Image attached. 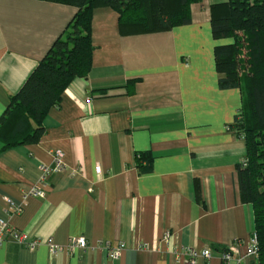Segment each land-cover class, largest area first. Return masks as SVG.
<instances>
[{
	"label": "crops",
	"instance_id": "0c3cea01",
	"mask_svg": "<svg viewBox=\"0 0 264 264\" xmlns=\"http://www.w3.org/2000/svg\"><path fill=\"white\" fill-rule=\"evenodd\" d=\"M227 1L192 4L187 26L130 36L120 35L113 10H93L87 78L66 87L36 143L0 144V220L25 237L3 241L0 264H184L170 249L186 246L211 251L197 264H221L222 249L247 242L253 210L240 200L236 171L246 148L228 130L241 94L218 86L213 49L227 40L214 41L210 28V7ZM75 13L0 0V118ZM56 151L64 170L43 177ZM140 153L152 158L143 174ZM36 186L44 197L27 195ZM81 237L87 249L70 250ZM101 242H122L119 259Z\"/></svg>",
	"mask_w": 264,
	"mask_h": 264
},
{
	"label": "trees",
	"instance_id": "16d2710c",
	"mask_svg": "<svg viewBox=\"0 0 264 264\" xmlns=\"http://www.w3.org/2000/svg\"><path fill=\"white\" fill-rule=\"evenodd\" d=\"M74 7L65 32L51 45L20 90L10 97L0 118L3 150L36 143L44 133L43 119L75 79L91 70V19L96 8L118 16L122 36L151 34L187 26L190 7L201 0H44ZM213 49L220 89H238L241 108L228 127L244 140V164L237 165L240 200L253 210L254 234L264 264V0H228L210 7ZM246 59V60H245ZM151 156H136L137 170L147 173ZM222 249L221 252H224Z\"/></svg>",
	"mask_w": 264,
	"mask_h": 264
},
{
	"label": "built area",
	"instance_id": "2783aa9c",
	"mask_svg": "<svg viewBox=\"0 0 264 264\" xmlns=\"http://www.w3.org/2000/svg\"><path fill=\"white\" fill-rule=\"evenodd\" d=\"M62 153L60 151H56L54 153V159H53V167L51 170H43V177L44 174L48 173V171L54 172V173H61L63 172V164L61 162ZM241 164H244V161L241 162ZM97 176H100V170L99 168L96 170ZM27 195H31L34 197L42 198L44 197V192L41 189V186H36L32 189H30L27 193ZM9 204V210L14 213L21 212V206H14L10 202ZM13 237L17 242L19 243H25V237L21 236L15 232H13L7 224L0 220V245L5 241L7 237ZM170 240V233L165 232L162 236V242L165 244H169ZM28 247L32 248L33 244H28ZM70 250L79 248V249H87V242L84 238H76L69 242L68 245ZM99 247L103 250L107 251L108 257L111 260H117L119 259L121 253L124 250V244L122 242H119L115 246H111L110 244L106 242H101L99 244ZM59 249L58 248H51V251L53 253H56ZM171 255L176 260L182 261L184 264H197L198 260H209L212 257L211 251L204 249L200 252L196 251L193 248L190 247H176L171 248ZM259 253V246L256 235L253 233L247 240L246 243H242L241 241H234L228 248L225 249L224 252H221L220 254V262L221 264H257V257Z\"/></svg>",
	"mask_w": 264,
	"mask_h": 264
},
{
	"label": "rangeland",
	"instance_id": "374dc122",
	"mask_svg": "<svg viewBox=\"0 0 264 264\" xmlns=\"http://www.w3.org/2000/svg\"><path fill=\"white\" fill-rule=\"evenodd\" d=\"M246 60V59H245Z\"/></svg>",
	"mask_w": 264,
	"mask_h": 264
}]
</instances>
